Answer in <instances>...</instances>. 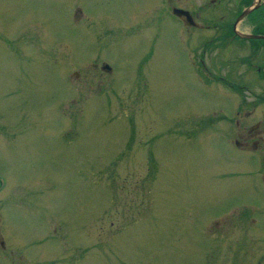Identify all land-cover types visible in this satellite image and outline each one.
Returning <instances> with one entry per match:
<instances>
[{
  "label": "rangeland",
  "instance_id": "1",
  "mask_svg": "<svg viewBox=\"0 0 264 264\" xmlns=\"http://www.w3.org/2000/svg\"><path fill=\"white\" fill-rule=\"evenodd\" d=\"M78 1L0 0L34 35L26 74L16 60L0 61V110L4 92L16 85L23 88L16 103L27 99L31 119L17 154L0 149L8 183L29 184L13 191L24 196L17 199L23 207L4 222L16 227L18 261L264 264V231L237 228L250 226L237 217L250 211L264 225L249 153L232 148L236 129L223 117L237 95L189 58L217 54L211 71L233 78L234 55L255 49L251 39L224 26L216 48L205 41L212 31L193 30L188 48L177 21L162 19L156 32L129 20L148 0H80L84 17L76 20ZM220 1L191 0V7L199 20L223 16L233 24L258 3ZM259 5L238 31L264 33ZM155 33L154 45L146 34ZM3 201L6 209L15 202Z\"/></svg>",
  "mask_w": 264,
  "mask_h": 264
},
{
  "label": "flooded vegetation",
  "instance_id": "2",
  "mask_svg": "<svg viewBox=\"0 0 264 264\" xmlns=\"http://www.w3.org/2000/svg\"><path fill=\"white\" fill-rule=\"evenodd\" d=\"M210 1L213 4L215 3V0ZM263 3H260L259 7ZM215 4L219 6L221 1L218 0V3ZM191 5V0H148L146 9H143V6H139L138 8H141V10L135 9V11H131L129 20L136 25L151 23L156 32L160 29L162 19L177 21L183 26L181 33L187 37V46L185 45V47L188 48H190L189 44L191 45L193 42L191 34L193 30L212 31V34L206 36L205 41L207 44L211 43L215 45L216 48L224 37V26L231 25L233 35L239 37L234 33L236 19L233 24L231 20L225 19L223 16H220L217 20L213 18L199 20V15L194 12ZM175 8L188 11L192 16L190 21L184 13L179 15L174 14L173 9ZM83 17L84 12L79 0L75 8L74 19L80 20ZM260 23L264 24V19H260ZM253 34L264 36L262 32H253ZM146 36L152 38L151 40H154L155 45L158 34H146ZM33 38L34 35L30 22L17 25L15 19L6 11L1 10L0 7V61L2 58L6 61L12 58L13 61H17L15 65L17 68L19 67L20 72L23 70L24 74H26L27 57ZM181 38L182 36H177V39L181 40ZM251 41L255 49L234 55L235 61L232 63L233 78L220 72L211 71L213 67L218 69L215 63L218 60L217 54L215 60H213L212 57L207 56V50H201V53L195 52L189 58L192 62L196 61L208 76L220 81L217 83H221L227 89L235 91L237 97L231 102H227L228 110L223 114L225 119L233 122L236 129L234 136L228 141L232 145V148L238 152L249 153L251 163L249 175L253 182L251 187L257 193L255 197L262 199L264 202V37L251 38ZM240 58H245V62L240 60ZM2 63L3 67H5L6 64ZM241 64H244L247 68H240ZM105 65H108L110 69H104ZM100 67L103 70L111 71V66L108 63L102 62ZM24 89L26 91L27 86ZM22 90L23 88L16 85L9 86L7 91L4 92L6 99L3 100L2 109L0 110V149H5L7 152H12L13 154H17V144L26 142V138L31 133V119L29 118L27 99L19 100L17 103L15 100V98L22 94ZM7 98L9 100L10 98L13 99L8 103ZM219 111H225V108H221L220 106ZM12 164L14 167L21 169L22 163L14 162ZM6 166L8 165L0 167V264H27L21 263L17 259L18 244L15 236V225L9 226L10 229H8V226L4 225V222L7 216L14 217L21 210L19 207H23L21 203L17 202V199L22 201L21 198L24 196L20 193H13V191L16 188L28 186V179L21 180L18 178L17 183H8L9 178L4 171V169H7ZM9 199L10 201L13 199L15 201L11 207L8 206L7 209L1 208L5 204L3 200L7 201ZM259 214L263 216L260 212ZM231 215L232 218L236 217L233 213ZM237 217L239 220H243V223L248 221L250 225L237 227L243 233L264 231V225H256V218L251 211ZM232 222L233 220L230 219L227 223L231 224ZM208 228L207 226V230ZM222 228L225 229L226 226L224 225ZM7 230H10V232Z\"/></svg>",
  "mask_w": 264,
  "mask_h": 264
},
{
  "label": "water",
  "instance_id": "3",
  "mask_svg": "<svg viewBox=\"0 0 264 264\" xmlns=\"http://www.w3.org/2000/svg\"><path fill=\"white\" fill-rule=\"evenodd\" d=\"M257 5L254 3L252 4L249 8H246L244 9L240 15L236 18V21H235V25H234V33L239 36L240 38H247V39H251V38H261V37H264V36H261V35H256V34H253V33H243V32H240L236 29V25L238 24V22L244 18L250 11H252L256 6H258V4H260V0H257ZM173 13L174 14H186L187 15V19L190 21V19L192 18L191 14L188 12V11H183L181 9H178V8H175L173 9ZM192 24H194V22H192ZM110 69V67H108V65H105L104 66V69Z\"/></svg>",
  "mask_w": 264,
  "mask_h": 264
},
{
  "label": "trees",
  "instance_id": "4",
  "mask_svg": "<svg viewBox=\"0 0 264 264\" xmlns=\"http://www.w3.org/2000/svg\"><path fill=\"white\" fill-rule=\"evenodd\" d=\"M255 32H257V31H255Z\"/></svg>",
  "mask_w": 264,
  "mask_h": 264
}]
</instances>
